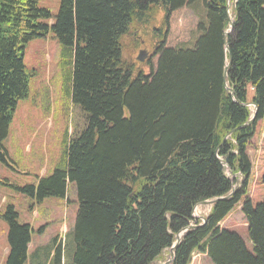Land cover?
Masks as SVG:
<instances>
[{"label": "trees", "instance_id": "trees-1", "mask_svg": "<svg viewBox=\"0 0 264 264\" xmlns=\"http://www.w3.org/2000/svg\"><path fill=\"white\" fill-rule=\"evenodd\" d=\"M198 1L203 13L193 40L174 47L154 40L158 63L148 74L123 59L122 38L132 24L162 10L169 29L174 10L197 9ZM227 2L60 0L54 14L40 0H0V161L17 104L29 92L26 44L53 33L73 54L72 99L85 125L66 143L63 165L24 188L39 203L66 198L68 184L76 185L73 264H154L198 203L232 191L219 157L247 178L244 186L185 233L170 264H190L197 250L215 264H264V199L254 205L246 197L248 147L264 118V0H237L229 34ZM241 201L254 251L220 227ZM5 217V264H27L34 230L18 221L13 206ZM61 248H54L55 264H64Z\"/></svg>", "mask_w": 264, "mask_h": 264}, {"label": "rangeland", "instance_id": "rangeland-1", "mask_svg": "<svg viewBox=\"0 0 264 264\" xmlns=\"http://www.w3.org/2000/svg\"><path fill=\"white\" fill-rule=\"evenodd\" d=\"M230 2L229 14L234 18L232 10L237 0ZM40 4L57 14L60 0H40ZM198 4L197 9L184 6L174 10L169 20V29L162 10L145 22L132 24L131 33L122 38L123 59L133 64L136 72L148 74L151 66L156 67L158 63V56L153 52L154 40L159 42L166 39L165 46L174 47L196 36V26L203 13L201 1ZM167 29V35L158 32ZM141 49L148 50L144 62L138 60ZM24 61L30 75L29 92L17 104L8 136L3 140L8 155L5 156L6 161H0V264H5L6 246L9 247L10 224L5 217L9 206L17 211L20 223L30 224L34 230L27 264H55L54 248L59 244L62 246L64 264H73L72 231L80 205L76 185L68 184L67 198L48 197L39 203L36 197L24 189L36 185L40 177L51 175L57 167L63 165L66 143L85 125V114L72 99L73 54L69 47L62 45L53 33H49L26 44ZM248 155L252 162V172L246 196L257 205L264 199V184L261 181L264 176V118L258 121L255 136L248 147ZM225 171H228L226 167ZM226 175L233 181L236 190L243 188L246 177L231 173ZM241 204L237 205L233 216L223 222V226L235 230L249 250L254 251L246 220L239 211L238 206L241 207ZM209 206H197L191 224L195 223L198 215L205 216ZM174 241L154 264H164L170 259ZM206 254L199 250L193 252L191 264H215Z\"/></svg>", "mask_w": 264, "mask_h": 264}, {"label": "water", "instance_id": "water-1", "mask_svg": "<svg viewBox=\"0 0 264 264\" xmlns=\"http://www.w3.org/2000/svg\"><path fill=\"white\" fill-rule=\"evenodd\" d=\"M227 10H228V14H229V10H230V0H228V2H227ZM229 18H230V30H233V24H234V18L233 19H231V17H230V14H229ZM228 31L226 30V33H227ZM227 50H229V45H227ZM147 49H141L140 51H139V54H138V60L140 61V62H144L145 60H146V58H147ZM231 65V58H230V62L226 65V68H225V76L227 75V71H228V68H229V66ZM232 91V90H231ZM251 106V105H250ZM255 115H256V111H255V114H254V116L244 125V126H246V125H250V124H252L253 123V121H254V119H255ZM231 134V133H230ZM229 134V135H230ZM229 135H227L226 136V138L223 140V142L225 143V141H226V139L229 137ZM223 145V144H222ZM219 160H220V162L224 165V167H226V168H229V164H228V161H227V158L226 159H223L222 157H219ZM232 173V172H231ZM234 192H235V187H233V189H232V191L228 194V195H226V196H223V197H219V198H215V199H211V200H204V201H202V202H200V204L199 205H201V204H209V205H212L213 203H215L216 201H218V200H225V199H229L233 194H234ZM205 221H206V219H205ZM199 226H201V225H197V224H195V225H193V224H189L186 228H184L181 232H179L178 233V240L176 241V243H175V245L173 246V248L172 249H174V248H176L177 246H178V243H179V241H180V237H182V235H184L188 230H190V229H192V228H196V227H199ZM174 258H175V252H174V250L172 251V254H171V257H170V259L169 260H167V261H165V263L164 264H170L173 260H174Z\"/></svg>", "mask_w": 264, "mask_h": 264}, {"label": "bare ground", "instance_id": "bare-ground-1", "mask_svg": "<svg viewBox=\"0 0 264 264\" xmlns=\"http://www.w3.org/2000/svg\"><path fill=\"white\" fill-rule=\"evenodd\" d=\"M230 1H231V0H230ZM230 3H231V2H230ZM230 17H231V15H230ZM232 18H233V16H232ZM232 18H231V19H232ZM229 24H230V23H229ZM229 28H230V26H229ZM227 31H228L227 34H229V33H231L233 30L227 29ZM229 62H230V60L228 61V63H229ZM228 63H227V64H228ZM210 200H211V199H210ZM200 210H201V209H200ZM174 242H175V241H174Z\"/></svg>", "mask_w": 264, "mask_h": 264}, {"label": "crops", "instance_id": "crops-1", "mask_svg": "<svg viewBox=\"0 0 264 264\" xmlns=\"http://www.w3.org/2000/svg\"><path fill=\"white\" fill-rule=\"evenodd\" d=\"M245 225H246V223H245ZM227 229H230V228H227ZM231 230H233V229H231ZM234 231H235V230H234ZM8 250H9V247L6 246V252H5V253H8Z\"/></svg>", "mask_w": 264, "mask_h": 264}, {"label": "clouds", "instance_id": "clouds-1", "mask_svg": "<svg viewBox=\"0 0 264 264\" xmlns=\"http://www.w3.org/2000/svg\"><path fill=\"white\" fill-rule=\"evenodd\" d=\"M67 198V197H66ZM195 209V208H194ZM192 216L194 217V210H193V214H192ZM190 223H191V221H190ZM176 235H178V234H176Z\"/></svg>", "mask_w": 264, "mask_h": 264}]
</instances>
